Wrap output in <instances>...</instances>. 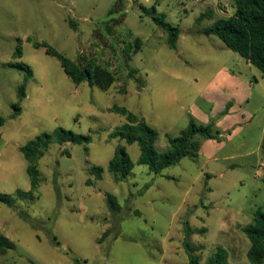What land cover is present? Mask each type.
<instances>
[{
	"label": "rangeland",
	"instance_id": "rangeland-1",
	"mask_svg": "<svg viewBox=\"0 0 264 264\" xmlns=\"http://www.w3.org/2000/svg\"><path fill=\"white\" fill-rule=\"evenodd\" d=\"M203 2L0 0V193L13 197L12 205L0 201V234L15 244L0 264H189L186 240L203 247L200 264L218 247L228 264H251L243 228L264 212V75L204 33L235 13L234 0L229 13L218 7L229 0ZM156 19L180 28L176 49ZM136 39L140 48L128 53ZM37 43L82 66L94 61L115 82L77 85ZM113 106L156 130L159 153L191 119L212 125L216 138L196 136V159L155 174L139 163L137 143L108 138L126 123ZM58 128L90 142L53 141L31 193L20 147ZM119 146L134 164L122 182L108 170ZM93 167L104 169L100 180ZM18 190L29 196L19 199Z\"/></svg>",
	"mask_w": 264,
	"mask_h": 264
},
{
	"label": "trees",
	"instance_id": "trees-1",
	"mask_svg": "<svg viewBox=\"0 0 264 264\" xmlns=\"http://www.w3.org/2000/svg\"><path fill=\"white\" fill-rule=\"evenodd\" d=\"M233 6L235 9L233 16L220 18L204 33L217 36L229 49L240 54L264 75V0H234ZM204 16L200 18L203 19ZM162 17L165 18V15H162ZM156 21L167 30L168 45L172 49H176L178 37L181 33L180 28L168 25L161 19H156ZM42 46L46 47L49 55L60 62L65 73L77 85L88 82L90 86H98L102 90H107L115 82L113 74L105 68L96 66L94 61L82 66L48 45L35 44L36 48ZM133 47L140 48L138 39L135 40L133 46L129 45L127 52L130 53V49ZM19 68H24L28 71L29 79L33 77V73L28 66H19ZM122 92L126 93L125 89ZM20 98H25L24 88L20 91ZM110 110L124 116L126 123L110 133L108 138L125 140L127 144L137 143L141 150L139 163L148 166L149 170L155 174H160L164 169L179 164L183 158L196 159L200 149L199 142L195 140L196 136L204 139L216 138L212 125H199L194 119H191L188 128L182 131L179 136H167L170 150L165 153H159L156 149L158 134L155 129L147 124L143 117L130 112L125 107L113 106ZM1 123L2 121L0 120ZM53 141L60 145L83 142L88 144L90 137L76 134L64 128H58L53 134L42 133L20 147V152L27 161L31 193L37 192L41 185L42 177L38 169V163ZM261 151L264 155V139L261 144ZM133 168L134 164L128 156L126 148L117 147L108 167V170L114 175L115 181L122 182L127 179ZM103 172L104 169L101 167H93L92 169V173L96 175L97 180L102 178ZM16 194L19 199H26L29 196V194L20 190ZM110 200L112 199L110 198ZM0 201L12 205L13 197L0 193ZM111 204L114 210L117 209L113 201H111ZM243 231L251 243L247 254L249 261L251 264H263L264 212L261 209L255 211L253 222L244 227ZM201 232L206 231L204 229ZM191 234H193L192 231L187 227L186 236L190 237ZM57 245H59L58 242ZM185 247L189 255V264H200V258L197 253L203 247L194 246L187 240L185 241ZM14 248V242L0 234V254H5L8 250ZM208 264H228V252L222 247H218L214 255L209 259Z\"/></svg>",
	"mask_w": 264,
	"mask_h": 264
},
{
	"label": "crops",
	"instance_id": "crops-1",
	"mask_svg": "<svg viewBox=\"0 0 264 264\" xmlns=\"http://www.w3.org/2000/svg\"><path fill=\"white\" fill-rule=\"evenodd\" d=\"M202 1H204L203 3H205L206 2V0H202ZM230 2H228L229 4L228 5H230L231 6V2H232V0H229ZM221 7H219V10H220V12H222L221 11V9H220ZM223 10H224V8H222ZM212 13V12H211ZM211 13H208V14H211ZM224 14V13H223ZM205 16H207L206 15V13L204 14ZM203 16V15H202ZM224 16V15H223ZM223 18H228V17H226V16H224ZM177 48V47H176ZM248 62V64L249 65H251L250 63H249V61H247ZM256 83L259 85L260 84V80L259 79H256ZM264 139V138H263ZM263 141V140H262ZM261 144H262V142H261ZM261 144H260V148H258V149H260L261 150ZM214 159H216V158H214Z\"/></svg>",
	"mask_w": 264,
	"mask_h": 264
},
{
	"label": "built area",
	"instance_id": "built-area-1",
	"mask_svg": "<svg viewBox=\"0 0 264 264\" xmlns=\"http://www.w3.org/2000/svg\"><path fill=\"white\" fill-rule=\"evenodd\" d=\"M184 1H190V0H184ZM218 7L225 8L226 12H228V13L230 12V9H232V7L230 5L222 4L220 2H218ZM81 53H84V51H81Z\"/></svg>",
	"mask_w": 264,
	"mask_h": 264
}]
</instances>
